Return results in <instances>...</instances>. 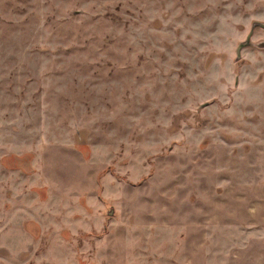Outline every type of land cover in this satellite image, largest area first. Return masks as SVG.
Segmentation results:
<instances>
[{"label": "rangeland", "instance_id": "obj_1", "mask_svg": "<svg viewBox=\"0 0 264 264\" xmlns=\"http://www.w3.org/2000/svg\"><path fill=\"white\" fill-rule=\"evenodd\" d=\"M0 264H264V0H0Z\"/></svg>", "mask_w": 264, "mask_h": 264}, {"label": "water", "instance_id": "obj_2", "mask_svg": "<svg viewBox=\"0 0 264 264\" xmlns=\"http://www.w3.org/2000/svg\"><path fill=\"white\" fill-rule=\"evenodd\" d=\"M241 47H242V46L240 45V46H238V49H237V56H238V57H240V50H241Z\"/></svg>", "mask_w": 264, "mask_h": 264}]
</instances>
